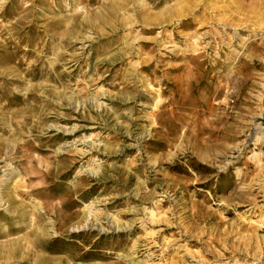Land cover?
<instances>
[{
	"label": "rangeland",
	"instance_id": "1",
	"mask_svg": "<svg viewBox=\"0 0 264 264\" xmlns=\"http://www.w3.org/2000/svg\"><path fill=\"white\" fill-rule=\"evenodd\" d=\"M127 1L0 0L33 51L0 62V192L28 211L0 243L33 259L0 262L264 264V0Z\"/></svg>",
	"mask_w": 264,
	"mask_h": 264
},
{
	"label": "bare ground",
	"instance_id": "2",
	"mask_svg": "<svg viewBox=\"0 0 264 264\" xmlns=\"http://www.w3.org/2000/svg\"><path fill=\"white\" fill-rule=\"evenodd\" d=\"M66 1V0H65ZM121 1V0H120ZM125 1V0H124ZM127 1V0H126ZM138 1V0H137ZM145 1V0H144ZM152 1V3H154L155 5H159L163 0H151ZM179 1V0H178ZM191 1H194V7H198L199 6V4H200V2L201 1H203V0H188V2H191ZM212 1V0H211ZM245 1V0H244ZM61 2V1H60ZM128 2V1H127ZM131 2H133V1H131ZM197 2H199V4L197 3ZM224 2V1H223ZM0 3H2V2H0ZM110 3V2H109ZM124 3V2H123ZM184 3V2H183ZM197 3V4H196ZM231 1H229V5L227 4V8L228 9H230V10H232V6H231ZM124 4H126V3H124ZM136 3H133V5H132V8L133 9H135L136 7H137V5H135ZM234 4V3H233ZM236 4V3H235ZM238 4V3H237ZM68 5V4H67ZM117 5H118V3H112V4H110V8H111V10L113 11V15L114 16H116V14L119 12V9L122 7V5L121 4H119V5H121V7H117ZM128 5H129V2H128ZM179 5V4H178ZM189 5V4H188ZM201 5V4H200ZM48 6V5H47ZM142 6V5H141ZM190 6H192V5H190ZM202 6V5H201ZM221 6V5H220ZM3 7V6H2ZM125 7V6H124ZM182 7V6H181ZM184 8L186 7L185 6V4H184V6H183ZM129 8V7H128ZM127 8V9H128ZM139 8H140V6H139ZM176 8H177V6H176ZM227 8H226V10H227ZM237 8V7H236ZM235 8V9H236ZM126 9V10H127ZM129 9H131V8H129ZM199 9V8H198ZM212 9H213V6H212ZM216 9V8H215ZM143 8L141 7V10H140V12H137L136 14H135V17L136 18H139L140 19V21H141V19H143L145 22L147 21L146 20V17H147V13H145L146 14V17L144 18L143 17ZM187 10V9H186ZM188 10H190V9H188ZM217 10V9H216ZM130 11V10H129ZM172 11V10H171ZM175 11H176V9H175ZM220 11V10H219ZM237 11V10H236ZM242 11V10H241ZM213 12V11H212ZM225 12V11H224ZM109 13V12H108ZM192 13V12H191ZM209 13V12H208ZM120 14V13H119ZM118 14V15H119ZM213 14V13H212ZM225 14V13H224ZM87 15V14H86ZM112 15V16H113ZM117 15V16H118ZM149 15V14H148ZM175 15V14H174ZM177 15H179V14H177ZM176 15V16H177ZM193 15V14H192ZM211 15V14H210ZM113 16V17H114ZM216 16V15H215ZM225 16V15H224ZM229 16V15H228ZM230 16H232V14H230ZM129 17V16H128ZM131 17V16H130ZM150 17V16H149ZM181 17V16H180ZM197 17V16H196ZM214 17V16H213ZM221 17H223V16H221ZM83 18H84V16H83ZM112 18V17H111ZM122 18H124V17H122ZM193 18H194V16H193ZM230 18V17H229ZM225 18V20H227L228 22H232L233 23V25L234 24H236V22H237V20H239V19H235L234 17L232 18ZM87 19V18H86ZM113 19V18H112ZM114 19H115V17H114ZM126 19V18H125ZM150 19H154V20H157L158 19V17L157 16H152ZM199 19V18H198ZM116 20V19H115ZM123 20V19H122ZM142 20V21H143ZM200 20H201V18H200ZM67 21H68V19H67ZM78 21V20H77ZM76 21V22H77ZM133 22V18L131 19V18H128V20H127V22ZM136 21V20H135ZM196 20H195V18L193 19V20H189V21H186V22H183L182 24H183V26H185V27H190V26H192L193 24H194V22H195ZM211 21V20H210ZM56 22V21H55ZM65 22V21H64ZM93 22V21H92ZM123 22V21H122ZM145 22H144V24H145ZM228 22H226V23H228ZM20 23V22H19ZM23 22H21L20 24H22ZM57 23H59V21L57 22ZM83 23V22H82ZM89 23V22H88ZM115 23V22H114ZM148 24L149 23H151V22H147ZM153 23V22H152ZM232 23H230V24H232ZM13 24V23H12ZM19 24V25H20ZM60 24V23H59ZM85 24V23H84ZM94 24H95V22H94ZM93 24V25H94ZM124 24V23H123ZM240 24V23H239ZM15 25V24H14ZM86 25H88V24H86ZM150 25V24H149ZM154 25V24H153ZM11 26V25H10ZM13 26V25H12ZM17 26V25H16ZM117 26V25H116ZM79 27V26H78ZM119 27V26H118ZM12 28V27H11ZM114 28H115V26H114ZM116 29V28H115ZM237 29V28H236ZM239 29H240V27H239ZM144 30L145 31H148V32H152L153 30H154V27H152V26H149L148 28H144ZM199 30H201V28L199 27ZM6 32V31H5ZM218 32V31H217ZM201 33V32H200ZM213 33V32H212ZM226 33V32H225ZM11 34H13V33H11ZM195 34H196V31H195ZM207 34V36H208V34H210V33H206ZM217 34V33H216ZM223 34V33H222ZM1 35V34H0ZM191 35V34H190ZM201 35V34H200ZM215 35V34H214ZM220 35V34H219ZM223 35H225V34H223ZM77 36V35H76ZM216 36V35H215ZM11 37H14L13 35H11ZM191 37H193V36H191ZM6 38V37H5ZM216 38V37H215ZM220 38V37H219ZM6 39H8L9 41H6L5 43H3V42H1L0 41V51L2 52V55L0 54V62L2 63V64H4V65H8V63L9 62H13V61H15V60H18L19 61V63H18V65H23L24 63H25V60L26 59H28L29 58V56L28 55H32L33 54V51L32 50H30V49H24V48H22V46H21V41H19V42H17L16 40L14 41V39H12L11 40V38L9 39V38H6ZM202 39V38H201ZM11 40V41H10ZM199 40V39H198ZM196 42V41H195ZM209 44V43H208ZM200 45H201V43H200ZM31 46V45H30ZM60 46V45H59ZM56 48V47H55ZM191 49H193V51L197 54V56H196V58L197 57H199V56H202V54L204 53H200L199 52V50H200V47L199 46H197V45H195L194 44V46L191 48ZM55 50V49H54ZM24 51V55L23 56H19V54L21 53L22 54V52ZM57 52H58V50H57ZM221 54V53H220ZM217 56H218V54H217ZM225 56V55H224ZM203 57V56H202ZM207 57V56H206ZM219 57H222V56H218V58ZM229 57V56H228ZM26 58V59H25ZM175 59H177V58H181V56H179L178 54L174 57ZM229 59V58H228ZM214 60V59H213ZM55 62V61H54ZM198 62H200V61H198ZM220 62H222V60H221V58L220 59H218L217 60V62L214 64V65H212L211 66V68L212 69H215L217 66H219V64H220ZM224 62V61H223ZM222 62V63H223ZM200 64V63H199ZM209 64V63H208ZM3 65V66H4ZM6 65V68L8 67ZM11 65V64H10ZM16 65V64H15ZM52 65V64H51ZM202 65V64H201ZM3 66H2V68H3ZM55 66V65H54ZM203 66V65H202ZM9 67H11V66H9ZM11 68H13V66L11 67ZM34 69L36 68V67H33ZM53 68V67H52ZM56 68V67H55ZM34 70H32V72H33ZM5 72V71H4ZM30 72V71H29ZM6 73V72H5ZM18 73H20V72H18ZM27 73V72H26ZM31 73V72H30ZM29 73V74H30ZM4 74V73H3ZM33 74H34V72H33ZM58 74V73H57ZM12 76V75H11ZM58 76H61V75H59L58 74ZM11 80V79H10ZM221 94H222V86L220 87V86H218V87H215L212 91H211V94L210 95H212L213 97H219V96H221ZM28 98V97H27ZM18 99H20L19 97H18ZM94 99V98H93ZM59 100V99H58ZM207 100V99H206ZM206 100L203 102V103H207L206 102ZM182 106V105H181ZM179 109H180V107H179ZM183 123V119H182V117H180V119H177L176 118V120H175V124H174V138L176 139L177 137H178V134H179V130L180 129H178L180 126H181V124ZM188 130H191V129H188ZM194 135L197 137V139H199V140H201V144H204L205 145V143H207L208 141H210L211 140V138H213L215 135H216V133L213 131V130H211V129H208V128H206L205 126H198L196 129H195V131H194ZM199 142V141H198ZM203 146V145H202ZM11 165V164H10ZM9 164L8 165H6V167L3 169V171H9V170H12L10 167ZM8 166V167H7ZM2 168H3V166H2ZM207 169H210V167L208 168V167H206ZM0 169H1V167H0ZM262 170V169H261ZM16 171V170H15ZM10 175H12L13 176V178H15L17 175H15V172L14 171H12V172H10ZM11 177V176H10ZM5 180V179H4ZM6 181H7V177H6ZM5 188V187H4ZM8 188V187H7ZM16 188H17V186H16ZM2 189V188H1ZM2 191V190H1ZM16 191V190H15ZM262 191H264V185H263V190ZM21 198V197H20ZM17 204H18V200H17V197H15L13 194H9V193H2V192H0V210H3V212H0V216H2L3 217V220L4 219H6V220H13L14 218H16V216L17 215H15V213H17L18 214V216L20 215V216H22V218L23 217H26L27 215H28V211L26 210V207H25V204H20V205H18V206H20V208H21V211H19V207L17 206ZM42 208H44V207H41L40 209H42ZM89 208V207H88ZM45 209V208H44ZM5 210V211H4ZM43 211H40V214H43L42 213ZM85 212V211H84ZM38 215V217H41V215ZM33 215V214H32ZM84 215V214H83ZM89 215H91L90 213H89ZM155 215V213H151V216H154ZM43 216V215H42ZM87 216V215H86ZM97 217V216H96ZM155 217V216H154ZM153 217V218H154ZM36 219V218H35ZM38 219V218H37ZM155 219V218H154ZM153 219V220H154ZM45 220V219H44ZM152 220V219H151ZM33 221V220H32ZM40 221V220H39ZM38 221V222H39ZM78 221H80V220H78ZM65 223L68 225L69 224V221H68V219H66V221H64V223H63V226H65ZM2 224H3V222H2ZM6 225V224H5ZM80 225V223L77 225L78 227H80L79 226ZM1 226V230H0V233L2 234V233H4V234H6V233H8V235H9V230L8 229H6V227L4 226H2V225H0ZM7 226V225H6ZM75 224H72L71 223V227L75 230V228L77 227ZM68 227H70L69 225H68ZM77 227V228H78ZM16 229H20V227H14V229L13 230H16ZM68 229V228H67ZM149 232V231H148ZM45 233V232H44ZM39 238V237H38ZM1 244V243H0ZM1 250H0V258H1V256L2 255H4L3 256V258H5V260H6V258L8 259V257L10 258V256H12L13 257V255H14V257L17 255L18 257H17V259H19L20 261L19 262H30L32 259H33V257H25L26 255L23 253V251H25V248H26V245H24V244H21V241L20 240H18V239H15V240H11L10 242H5L4 244H1ZM13 254V255H12ZM12 257H11V259H12ZM42 257V256H41ZM40 257V258H41ZM45 257V256H44ZM1 260V259H0ZM44 260H46V259H42V261H44ZM174 261V260H173ZM4 261L2 260V262H0V264H2ZM23 262V263H24ZM39 262V261H38ZM38 262H37V264H38ZM40 263V262H39Z\"/></svg>",
	"mask_w": 264,
	"mask_h": 264
}]
</instances>
